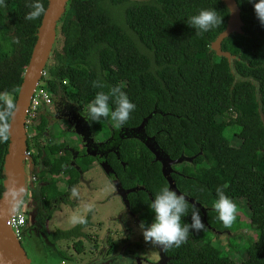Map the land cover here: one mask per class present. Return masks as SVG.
Returning <instances> with one entry per match:
<instances>
[{"label": "trees", "instance_id": "trees-1", "mask_svg": "<svg viewBox=\"0 0 264 264\" xmlns=\"http://www.w3.org/2000/svg\"><path fill=\"white\" fill-rule=\"evenodd\" d=\"M234 1L242 25L240 32H231L220 43V49L230 54L228 58L211 48L229 17L223 0H68L55 27L53 63L47 67V76H41L52 99L72 105L79 114L87 112L98 91L121 85L136 105L122 127H136L156 109L145 124V133L154 136L171 158L193 157L183 163L198 177L182 172L179 164L173 165L171 177L180 192L206 209L208 224L204 223L201 232L190 230L179 248L165 250L170 264H264V25L249 0ZM30 2L5 0L6 6L0 7V43L10 48L0 57V92H13L15 97L42 18L25 19ZM41 3L46 8L47 0ZM208 8L223 16V24L197 34L188 20ZM97 80L106 87L94 88L92 82ZM110 107H115L111 101ZM89 127L93 135L106 141V147L113 148L105 160L117 179L143 187L128 193L129 210L141 221H153L149 205L168 186L161 171L152 169L154 155L139 139L121 138V127L110 118ZM48 130L44 118L35 127L36 154L26 160L30 172L38 171L35 197L40 202V221L51 217L59 201L67 203L65 197L80 176L72 161L80 167L86 157L84 150L75 158L63 155L66 142H56L59 134ZM234 137L238 145L232 143ZM7 146L8 142L0 143V196ZM31 148L27 140V151ZM62 179L66 190L59 186ZM223 185L231 199L245 200L248 222L237 215L231 228L224 227L214 207L216 189ZM214 213L216 219L211 223L209 216ZM200 215L204 222L201 210ZM183 222L191 223L190 213L182 217ZM88 223L87 217L84 224L43 232L55 244L85 236L82 228ZM245 225H253L256 233L253 240L243 243L244 257L237 261L220 255L211 227L229 232ZM74 247L81 250V241Z\"/></svg>", "mask_w": 264, "mask_h": 264}, {"label": "rangeland", "instance_id": "rangeland-1", "mask_svg": "<svg viewBox=\"0 0 264 264\" xmlns=\"http://www.w3.org/2000/svg\"><path fill=\"white\" fill-rule=\"evenodd\" d=\"M9 51L10 48L8 45L0 43V57ZM52 63V58L49 56L43 71H41V74L44 73L42 75L43 77L47 76V67ZM40 81L41 79L39 78L38 82ZM47 110L51 114H54L52 103L47 107ZM61 117L60 114L56 117H50L48 133L59 134L60 140H56V142L64 141L69 146L76 145L79 148L81 143L78 135L67 127L66 120ZM38 122L39 118L34 121L30 128L25 129L26 139L29 140L34 154H36L33 148L34 141L36 140L34 125ZM94 138L101 140V136L98 134H95ZM232 143L238 145L235 137L232 139ZM69 154V151L63 152L65 156H69ZM82 166L81 170L84 180H79L75 185L81 193L80 198H73L70 193L65 197L67 203L59 201L56 206L57 209L54 210L51 218L46 223L48 231L70 228L75 225L72 223V217L84 213L85 205L91 204L92 211L85 214V218L88 217L89 223L82 229L85 236L81 237V250H76L74 247V243L80 240L77 238L62 239L55 244H51L40 232L42 225L40 223H34L31 227L33 233L40 232V234L35 233L33 239H31V232H24L25 234L20 239L21 245L25 249L31 264H61V261H63L62 264H89L96 261L99 263L101 255L106 256L111 253H113V256L108 261L109 264H134L132 256H138L139 254L147 257L152 254L155 256L156 251L152 247V244L146 242L144 238L138 240L139 238L137 236L136 240H131L129 243L120 239V231L117 228L121 222L129 225L132 221L131 216L126 212L120 197L116 195L115 188L109 180V177L105 175L93 156L87 155ZM177 167L186 174L198 177L188 163L182 162ZM152 169L154 172H158L161 166L158 162H154ZM60 177L64 178V176ZM123 184L125 187L132 185L130 181H123ZM59 186L61 190L67 189L66 182L63 179L59 182ZM233 201L238 206L237 215L240 217V220L242 222H248L249 210L245 200L233 199ZM209 219L213 223L216 219V214L210 215ZM133 228L136 229L138 227L135 226ZM255 233L256 228L253 225H245L244 227H237L229 232L217 231L212 241H214L220 255L228 256L239 261L245 255L243 243L248 239L253 240ZM28 240L32 242L31 246L28 244ZM33 241L37 244H34ZM59 251H62L64 255L59 254Z\"/></svg>", "mask_w": 264, "mask_h": 264}, {"label": "water", "instance_id": "water-1", "mask_svg": "<svg viewBox=\"0 0 264 264\" xmlns=\"http://www.w3.org/2000/svg\"><path fill=\"white\" fill-rule=\"evenodd\" d=\"M67 1L68 0H47V6L45 8L46 14L42 15L36 33V40L17 92L16 99L20 105V110L12 121V136L8 141L7 152L3 163L4 178L2 180V185L4 190L0 196V264H31L20 240L9 231L8 219L16 210L19 203L24 199L32 184V172L29 171L30 168L26 167V160L31 161V159L27 154V139L24 129V120L31 93L41 77V71H43L50 56L55 40V27L65 9ZM223 1L229 9V17L225 29L211 43V48L216 51L217 55H224L229 58L230 54L220 49V43L222 39L228 36L231 32H240L242 21L240 18V10L235 1ZM155 112L156 109H153V111L144 117L136 127L130 129H124L121 127L120 131L124 132L126 137H135L144 143L154 155L153 161L158 162L161 165V173L168 182V186L175 190L177 194H180L179 189L176 187L175 182L171 177L173 171L172 166L182 162H191L193 157L180 155L177 158H171L159 147L154 136H148L145 133V124L151 117L152 113ZM81 120L85 119L81 117ZM83 122L85 124L86 133L81 131L76 132L83 136V140H86L85 146H87L90 141L93 142V138L90 137L91 130L88 122L86 120ZM86 135L88 139H86ZM86 152L88 155H95V152L88 151V148ZM29 165H31V162ZM74 166L76 165L74 164ZM100 166L106 175H115L113 168L106 160L101 161ZM80 178L82 179V176H80ZM112 184L115 188L116 195L121 198L125 208H129L128 193L143 189L142 186L136 185L125 187L123 182L119 181L117 178L112 180ZM186 199L192 204L195 203L197 207L200 208L203 214L204 223L208 224L206 221V209L201 206L200 203L195 202L192 197L186 196Z\"/></svg>", "mask_w": 264, "mask_h": 264}, {"label": "clouds", "instance_id": "clouds-1", "mask_svg": "<svg viewBox=\"0 0 264 264\" xmlns=\"http://www.w3.org/2000/svg\"><path fill=\"white\" fill-rule=\"evenodd\" d=\"M253 4L257 19L264 25V0H249ZM5 0H0V7H5ZM31 9L25 16L26 20H34L46 14V9L41 0H31L27 4ZM188 24L196 29L197 34L208 32L223 24V16L219 15L215 8L201 9L198 14L188 20ZM94 88H105L101 81H93ZM110 101L115 105L110 107ZM136 105L131 102L128 95L122 90L121 85L110 87L108 91H98L95 98L88 104L87 112H81L84 119L91 125L100 122L101 119L110 118L117 127H122L135 110ZM20 110V105L13 92H0V143H7L12 136V121ZM227 185L217 187L218 200L214 207L219 214V219L225 228H231L238 214V206L224 189ZM81 193L77 187L71 189V197L79 199ZM186 194L177 192L169 186H163L155 194L149 208L154 212V219L149 225L140 222L144 240L153 246L169 249L173 246L179 248L189 237L190 230L201 232L205 230V224L200 215V208L195 203L189 207ZM92 211V205L86 204L84 213L72 217V223H86L85 214ZM191 214V223L183 222L182 217Z\"/></svg>", "mask_w": 264, "mask_h": 264}, {"label": "flooded vegetation", "instance_id": "flooded-vegetation-1", "mask_svg": "<svg viewBox=\"0 0 264 264\" xmlns=\"http://www.w3.org/2000/svg\"><path fill=\"white\" fill-rule=\"evenodd\" d=\"M52 108L54 109V114H50L49 116L46 115V110L47 109L41 111V113L39 115V122L34 125V129L40 123V121L42 119L46 118L48 120V123H49V119H50L51 116L56 117V116H58L60 114L62 116L61 118H64L66 120L67 127L69 129H71L74 133H76L78 135L79 141L81 143V146L79 148L76 145H70L69 146V144L66 143V147L67 146L68 147L63 152L69 151V153L72 154L73 158H75V156L77 155V152L82 151V150H84V154H86V156H87L88 153L86 152V150L88 148V151L95 152V155L93 156L94 160H95V158H98V157L101 158V160H98V161L95 160L100 165V162L103 161V160H105V157L107 155V152L112 151L113 148L112 147H109V148L106 147V145H105L106 144L105 143L106 141L103 138H101V140H96L94 138V135L92 134V132L90 134V137L93 138V142L90 141L87 144V146H85V141L86 140H83V136L81 134H79V133L76 132V131H81L83 133H86L85 124L83 122L85 120H81V117L83 119H84V117L81 114L77 113L75 111V109L73 108L72 105H67L65 103H60L58 101H55L54 99H52ZM119 135H120L121 138L126 137L125 136V133L124 132H121L120 130H119ZM86 139H88L87 138V135H86ZM31 154L34 155L33 152H30L29 153V156ZM89 156H91V155H89ZM74 164L77 166V168H76V166H74ZM72 166H74V168H76V169L79 170L80 176H82V179L79 176V180H84V178H83V172L81 170L83 166H80L79 167L73 161H72ZM172 168H173V166H172ZM160 171H161V169H160ZM174 171H175V169L173 168V171L172 172H174ZM32 174H36V176H37L35 178V180H34L35 186L30 190V193H27L25 195V197L23 199V203L20 204V206L22 208H24V211H25V214H26V221H25V225H24L25 226L24 227V232L26 233V232H29L30 231L31 232V235H32V236H30L31 239H33V236L35 235V233H37V232L33 233V230L31 228L34 223H36V224L40 223L42 225V227L40 225V227H41L40 228V232L44 236H45V233L43 232V230L45 232H47V233L48 232H51V231H48L47 228H46V223H47V221L51 217L49 219L46 218L44 221H40V219L38 218V210H39V207H40V202L35 197V189L39 185L38 171L32 172ZM106 176L107 177L112 176L111 178L109 177V180L111 182H112V180L114 178H117L116 177V174L115 175L114 174H108ZM55 206H57V205L55 204ZM56 209H57V207H56ZM125 210L128 213V215L131 216L132 221L129 223V225H126L125 223H122V222L120 223V226L117 228V230L120 231V239L122 241H125V242H128L129 243L131 240H136V237L137 236L139 238L138 240L144 238L143 237V234H142V231L139 228V224H140L141 220L138 218V216L134 212H132L131 210H129V208H125ZM143 222L145 223V225H149L152 221L151 220H147V221H143ZM85 226H87V225H85ZM135 226H137L138 228H136V229L133 228ZM211 230H212L213 234H215L217 232L216 229L213 228V227H211ZM40 232L37 233V234H40ZM82 232H83V230H82ZM25 233H23V234H25ZM45 238H46V236H45ZM77 239H80V241H81V237L80 238H77ZM29 243H32V242L30 240H28V244ZM33 243L36 244L35 241H33ZM112 247H110V248H112ZM152 247L156 251V253H155L156 258H154L155 257L154 254H152L151 256H148V257L139 254L138 256H132L133 257L134 264H170L171 257L169 255H167L165 249H162L159 246H153V245H152ZM98 256H100V255H98ZM111 256H113V253L108 254L106 256L101 255V257H100L101 260H100L99 263H97V261H96V262H91L89 264H109L108 261L111 259ZM107 258H108V260H107Z\"/></svg>", "mask_w": 264, "mask_h": 264}, {"label": "built area", "instance_id": "built-area-1", "mask_svg": "<svg viewBox=\"0 0 264 264\" xmlns=\"http://www.w3.org/2000/svg\"><path fill=\"white\" fill-rule=\"evenodd\" d=\"M42 75H44V73L41 74V76ZM51 103H52L51 94L44 87L43 80L37 82L31 93L30 101L26 110L24 129L30 128L33 125L34 121H36V119L39 118L41 111L47 109V107H49ZM30 152H33V149L28 150L27 154L29 155ZM36 177H37L36 174H31L32 184L28 190V193H30V190L35 186L34 180ZM21 203H23V200L19 203L16 210L9 216L8 219L9 231L12 234H14V236L19 240L23 236L24 227H25L24 225L26 221V214L24 208L20 206Z\"/></svg>", "mask_w": 264, "mask_h": 264}, {"label": "crops", "instance_id": "crops-1", "mask_svg": "<svg viewBox=\"0 0 264 264\" xmlns=\"http://www.w3.org/2000/svg\"><path fill=\"white\" fill-rule=\"evenodd\" d=\"M58 140H60V139H58ZM36 243V242H35ZM37 244V243H36ZM29 245L31 246V243H29ZM61 263H63V261H61Z\"/></svg>", "mask_w": 264, "mask_h": 264}]
</instances>
